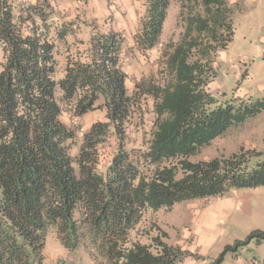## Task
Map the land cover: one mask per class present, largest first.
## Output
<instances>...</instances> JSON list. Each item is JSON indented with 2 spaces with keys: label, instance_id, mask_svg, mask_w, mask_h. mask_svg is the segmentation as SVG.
I'll list each match as a JSON object with an SVG mask.
<instances>
[{
  "label": "trees",
  "instance_id": "16d2710c",
  "mask_svg": "<svg viewBox=\"0 0 264 264\" xmlns=\"http://www.w3.org/2000/svg\"><path fill=\"white\" fill-rule=\"evenodd\" d=\"M177 2L185 32L164 51L163 84L142 82L129 95L119 33H94L61 71L56 38L46 24L16 16L14 5L0 0V264H43L50 231L70 252L87 238L104 264H184L189 253L159 238L131 241L148 211L264 187V153L242 149L192 161L231 128L261 114L264 102L221 104L210 91L217 58L234 39L237 4ZM170 5L147 0L144 48L158 44ZM65 32L54 34L66 40ZM140 96L153 100L154 123L150 140L133 155L126 126ZM99 107L107 121L93 124L78 144L63 112L80 118ZM111 135L117 152L102 175V149ZM255 238L264 241V233L227 246L209 264H223L229 252Z\"/></svg>",
  "mask_w": 264,
  "mask_h": 264
},
{
  "label": "rangeland",
  "instance_id": "374dc122",
  "mask_svg": "<svg viewBox=\"0 0 264 264\" xmlns=\"http://www.w3.org/2000/svg\"><path fill=\"white\" fill-rule=\"evenodd\" d=\"M15 8L16 16L33 18L39 26H46L56 38L59 53V69L63 71L68 59L78 56L87 48L94 33H119L124 41L122 69L128 75L129 95H133L137 84L155 81L163 84L165 75L164 51L170 43L180 42L185 32L180 17L181 6L171 0L167 19L158 44L153 49L141 45L142 23L146 18L147 0H132L131 11L126 10L119 0H9ZM237 4L239 11L234 16V39L228 49L219 54L215 66L216 79L210 91L221 104L235 99L245 102H264V0H230ZM74 6L73 14L69 7ZM101 5V7H100ZM195 3L191 4L196 8ZM36 9V10H34ZM72 10V7H71ZM107 16L91 18L88 13ZM187 12V11H186ZM29 30V28H28ZM67 34L66 40H58L54 32ZM4 63V52L0 46V71ZM63 74L60 75V78ZM138 104L127 124L126 148L137 155L150 140L153 129V100L146 96L137 97ZM65 109V108H64ZM62 121L71 127L82 143L84 134L97 122L107 121L104 108L83 116L75 117L68 110L63 112ZM117 138L111 135L104 149L99 171L104 175L117 152ZM264 147V111L231 128L223 137L192 158V161H209L229 157L233 154L252 151L259 155ZM215 199H200L193 204L178 203L171 209L158 212L148 211L136 229L131 233V241L150 244L155 238L178 247H189L192 252L200 250L201 255H193L200 261L205 251L210 258H218L227 246L245 242L254 232L264 233V187L242 189L230 193L213 205H206ZM192 207V208H189ZM198 206V207H197ZM199 208L202 214H198ZM43 264H104L89 240H83L78 250L70 252L50 231ZM191 254H188V257ZM212 261L208 259L205 264ZM223 264H264V241L250 240L236 253L229 252Z\"/></svg>",
  "mask_w": 264,
  "mask_h": 264
},
{
  "label": "crops",
  "instance_id": "0c3cea01",
  "mask_svg": "<svg viewBox=\"0 0 264 264\" xmlns=\"http://www.w3.org/2000/svg\"><path fill=\"white\" fill-rule=\"evenodd\" d=\"M93 1V0H92ZM121 3H122V5L124 6V8L126 9V10H129V11H131V10H133L132 9V0H119ZM94 2V1H93ZM71 7H72V10H71ZM100 7H101V5H100ZM74 6L73 5H71L70 7H69V9H67V10H69V13L70 14H73V12H74ZM110 12V10L108 11H103V13H101L100 15H98L97 13H95V14H93V13H88V15L91 17V18H98L99 16H107L108 15V13ZM262 152H264V147L262 148V150H261ZM236 191H233L232 193H235ZM219 201V199H215V200H212L211 202H209L207 205H206V207L207 206H209V205H213V204H215V203H217ZM194 201H189V202H187V204L189 203V204H193V205H190V206H194V207H196L194 204L195 203H193ZM189 206V208H192V207H190ZM198 207V206H197ZM196 211H197V213L200 215V214H202V213H199L200 212V210H199V208H197L196 209ZM179 248H181L183 251H187L188 253H190L191 254V256H187V258L185 259V261H184V264H205L206 263V261H208V259L209 260H214L215 258H210V256L208 255V254H206V252L205 251H202L203 252V254H205V255H203V256H200V258H201V260L200 261H197V260H195V258H193V255H198V254H200L201 255V251L200 250H194L193 252L191 251V250H189L190 248L189 247H186V246H181V245H177Z\"/></svg>",
  "mask_w": 264,
  "mask_h": 264
}]
</instances>
